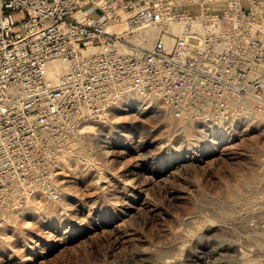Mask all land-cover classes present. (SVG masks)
<instances>
[{
	"label": "built area",
	"instance_id": "built-area-1",
	"mask_svg": "<svg viewBox=\"0 0 264 264\" xmlns=\"http://www.w3.org/2000/svg\"><path fill=\"white\" fill-rule=\"evenodd\" d=\"M129 94L216 140L264 124V0H0V230L60 198L65 166L92 164L85 134Z\"/></svg>",
	"mask_w": 264,
	"mask_h": 264
},
{
	"label": "rangeland",
	"instance_id": "rangeland-1",
	"mask_svg": "<svg viewBox=\"0 0 264 264\" xmlns=\"http://www.w3.org/2000/svg\"><path fill=\"white\" fill-rule=\"evenodd\" d=\"M228 128L125 96L85 134L92 164L0 230V264H264V124Z\"/></svg>",
	"mask_w": 264,
	"mask_h": 264
},
{
	"label": "bare ground",
	"instance_id": "bare-ground-1",
	"mask_svg": "<svg viewBox=\"0 0 264 264\" xmlns=\"http://www.w3.org/2000/svg\"><path fill=\"white\" fill-rule=\"evenodd\" d=\"M222 5H223L222 3H213V4L210 5V7H211V8H214V9H217V8L222 7ZM191 6H192V8H193L194 10H199L200 7H201V5H199V4H197V3H193ZM51 65H52V69H54V71H58V72L62 71L63 68H64V66H63L62 64L58 63V62L52 63ZM133 97H134V96H133ZM136 97H138V96H136ZM136 99H137V98H136ZM89 127H90V126L87 125V126H85L84 128H89ZM107 142L111 143L110 140L107 141ZM107 142H106V143H107ZM104 146H105V145H104ZM93 168H94V167H93ZM95 168L97 169L98 167L95 166ZM67 169H69V168H67ZM102 178H103V177H102ZM28 213L30 214L29 211H24V212H22V215L26 216V215H28ZM26 244H27V243H26Z\"/></svg>",
	"mask_w": 264,
	"mask_h": 264
}]
</instances>
